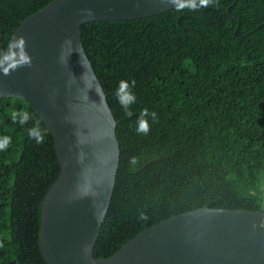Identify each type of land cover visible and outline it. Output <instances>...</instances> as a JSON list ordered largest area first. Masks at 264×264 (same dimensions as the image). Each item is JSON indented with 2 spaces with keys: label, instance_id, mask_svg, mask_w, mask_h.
<instances>
[{
  "label": "trees",
  "instance_id": "trees-1",
  "mask_svg": "<svg viewBox=\"0 0 264 264\" xmlns=\"http://www.w3.org/2000/svg\"><path fill=\"white\" fill-rule=\"evenodd\" d=\"M51 0H0V50ZM81 41L117 121L120 156L93 255L106 257L144 228L208 206L264 211V0L81 24ZM136 81L133 115L115 92ZM155 111L147 136L142 109ZM13 112H27L25 124ZM19 116H17V121ZM39 121L44 142L28 130ZM0 264H48L40 205L59 174L51 132L23 99L0 98ZM135 163H132V158ZM143 214L146 219H141Z\"/></svg>",
  "mask_w": 264,
  "mask_h": 264
},
{
  "label": "water",
  "instance_id": "water-1",
  "mask_svg": "<svg viewBox=\"0 0 264 264\" xmlns=\"http://www.w3.org/2000/svg\"><path fill=\"white\" fill-rule=\"evenodd\" d=\"M171 8L166 0H51L13 31L10 40L26 39L32 65L0 74V98H21L39 114L60 167L40 205L37 242L48 264H264V211L208 206L144 228L109 256L93 255L120 146L80 27Z\"/></svg>",
  "mask_w": 264,
  "mask_h": 264
},
{
  "label": "clouds",
  "instance_id": "clouds-1",
  "mask_svg": "<svg viewBox=\"0 0 264 264\" xmlns=\"http://www.w3.org/2000/svg\"><path fill=\"white\" fill-rule=\"evenodd\" d=\"M168 4L174 5L177 12L196 11L198 9L208 8L210 6H218L219 0H166ZM89 14H91L89 10ZM26 39L24 36L14 37L8 41L6 49L0 50V74L10 76L13 72L23 67H31L32 58L26 48ZM136 86V81L121 80L115 92V96L124 109V115L131 117L133 115L131 105L136 103V95L133 89ZM17 116L19 120L17 121ZM152 118V122L157 120L155 111H149L144 108L140 111L136 120V132L140 135L147 136L151 131V124L148 117ZM12 119L14 122L25 124L31 116L27 112H13ZM30 139H34L37 144L44 142L45 132L40 128L39 121L35 122L32 128L28 130ZM12 140L9 136L0 137V151H6L11 145ZM132 163H135V158H132ZM141 219L146 217L141 214Z\"/></svg>",
  "mask_w": 264,
  "mask_h": 264
}]
</instances>
